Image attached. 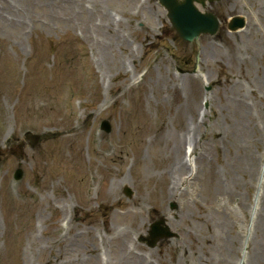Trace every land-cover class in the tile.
Instances as JSON below:
<instances>
[{
  "label": "rangeland",
  "instance_id": "374dc122",
  "mask_svg": "<svg viewBox=\"0 0 264 264\" xmlns=\"http://www.w3.org/2000/svg\"><path fill=\"white\" fill-rule=\"evenodd\" d=\"M209 10L187 44L157 0H0V264H264V0Z\"/></svg>",
  "mask_w": 264,
  "mask_h": 264
},
{
  "label": "water",
  "instance_id": "95a60500",
  "mask_svg": "<svg viewBox=\"0 0 264 264\" xmlns=\"http://www.w3.org/2000/svg\"><path fill=\"white\" fill-rule=\"evenodd\" d=\"M213 2L214 0H208ZM168 10V17L175 30L185 39L191 41L201 33H214L218 21L211 12H200L195 2L205 5L206 0H160ZM243 21L234 18L231 28L241 26Z\"/></svg>",
  "mask_w": 264,
  "mask_h": 264
},
{
  "label": "bare ground",
  "instance_id": "6f19581e",
  "mask_svg": "<svg viewBox=\"0 0 264 264\" xmlns=\"http://www.w3.org/2000/svg\"><path fill=\"white\" fill-rule=\"evenodd\" d=\"M200 76V75H199ZM203 79V78H202ZM239 97H240V102H241V104H243V100L241 99V95H238ZM210 100V99H209ZM245 110V108H240V111H241V113H243V111ZM191 131H193V130H191ZM194 132V131H193ZM189 136V135H188ZM192 140H193V134H192ZM185 140H187V138L185 139ZM185 140H184V143H185ZM188 145L190 146L191 144L190 143H188ZM195 150H194V147H192V148H190V147H187V149H185V145H184V157L187 155L188 157V162L189 163H191L192 162V160L193 159H191V152H194ZM176 155L178 156V151L176 152ZM246 162H247V165L249 166V169L252 171V168H251V166H250V162H249V157H247V159H246ZM187 163H183V161H179V162H177V168L175 169V170H182L183 169V166H187L186 165ZM175 177H179L178 176V173L175 171V172H173V177L172 178H175ZM262 212L264 213V210H262ZM261 220H262V218H261ZM263 221V220H262ZM222 226H224L223 228H226L227 227V224L225 223V222H222ZM264 245V238L262 239V245L261 246H263ZM260 249H261V247H260ZM230 255L232 254V252L230 251V253H229ZM121 261H124L123 259L121 260ZM126 261L128 262V258H126ZM136 261H139L140 262V264L141 263H143V261H142V259H141V257H136ZM136 261H135V263H131V264H136ZM223 264H227V263H225V261H224V259H223Z\"/></svg>",
  "mask_w": 264,
  "mask_h": 264
}]
</instances>
